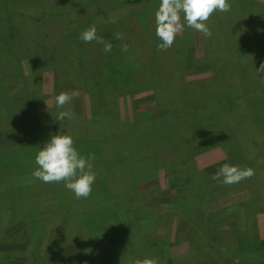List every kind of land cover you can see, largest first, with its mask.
<instances>
[{"label":"rangeland","instance_id":"1","mask_svg":"<svg viewBox=\"0 0 264 264\" xmlns=\"http://www.w3.org/2000/svg\"><path fill=\"white\" fill-rule=\"evenodd\" d=\"M229 3L162 50L158 0H0V264H264V0ZM57 133L93 157L86 199L31 175Z\"/></svg>","mask_w":264,"mask_h":264},{"label":"clouds","instance_id":"2","mask_svg":"<svg viewBox=\"0 0 264 264\" xmlns=\"http://www.w3.org/2000/svg\"><path fill=\"white\" fill-rule=\"evenodd\" d=\"M231 5L229 0H158L154 12L155 36L158 47L162 50L170 48L178 32L186 27L204 36H210L207 21L214 12H228ZM80 40L85 43L96 41L104 44V51H111V44L105 43L97 35L95 26L89 27L80 34ZM117 34V39H120ZM126 48V46H124ZM72 97L61 92L54 97L57 108H63ZM71 118L67 112L60 113V119ZM93 157L82 156L75 147L74 140L67 133L51 135L36 148L34 156L35 168L31 175L42 183H61L76 199L87 198L92 192L96 174L92 171ZM254 175L251 168H240L238 165L224 163L217 171V177L222 178L225 185H233ZM135 264H159L156 258L136 260Z\"/></svg>","mask_w":264,"mask_h":264},{"label":"trees","instance_id":"3","mask_svg":"<svg viewBox=\"0 0 264 264\" xmlns=\"http://www.w3.org/2000/svg\"><path fill=\"white\" fill-rule=\"evenodd\" d=\"M250 4H251V2H249ZM149 11H152V10H149ZM152 14V13H151ZM150 14V15H151ZM154 31H155V25H154ZM187 28V27H186ZM185 31V30H184ZM155 69H156V72H155ZM153 70H154V73H155V75L156 76H163L164 77V75L163 74H165V73H163V71H160V72H158V68L157 67H150L149 69H148V67H144L140 72H141V76H143V75H145L144 73L145 72H147V71H150V72H153ZM177 71H179V70H177ZM242 72H243V79L240 81V83L242 84V87H243V84H245V83H248L249 82V78H247V74H248V71H247V69H244V68H242ZM109 72H107V76H105V77H107L108 78V76H109ZM168 74H174V73H167V76H168ZM174 76H175V74H174ZM137 77V76H136ZM138 78V77H137ZM200 78H202V76H198V79H200ZM194 83V81H188L187 83H184V85L185 86H190L191 84H193ZM247 94H249V91L247 90V91H245ZM14 98H15V96H13ZM41 99H36V100H33V101H31V105L29 104V105H26V110H24L26 113H28V114H30V115H35L34 114V112L32 111L33 110V108H34V104H36V103H38L39 101H40ZM12 108H16V107H12ZM22 109H24L23 108V105H22ZM169 118H172V117H169L168 116V118H163V119H169ZM19 120H20V123H22V125L24 124V121L22 120V119H20L19 118ZM26 120V119H25ZM159 121H161V122H163L162 120H159ZM165 122H167V120H165ZM27 122H25V124H26ZM227 141H225V140H219V145H225V143H226ZM226 144H228V142L226 143ZM0 170H1V168H0ZM115 173H116V171H115ZM98 182H100V183H98V186L99 187H106L105 185H106V181H104V178L103 179H100Z\"/></svg>","mask_w":264,"mask_h":264}]
</instances>
